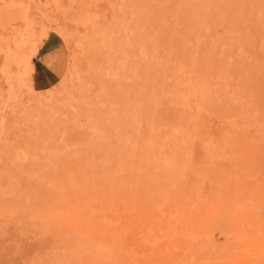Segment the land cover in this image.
Here are the masks:
<instances>
[{
	"label": "rangeland",
	"instance_id": "1",
	"mask_svg": "<svg viewBox=\"0 0 264 264\" xmlns=\"http://www.w3.org/2000/svg\"><path fill=\"white\" fill-rule=\"evenodd\" d=\"M0 264H264V0H0Z\"/></svg>",
	"mask_w": 264,
	"mask_h": 264
},
{
	"label": "crops",
	"instance_id": "2",
	"mask_svg": "<svg viewBox=\"0 0 264 264\" xmlns=\"http://www.w3.org/2000/svg\"><path fill=\"white\" fill-rule=\"evenodd\" d=\"M60 46L61 39L54 35H49L40 46L31 71L32 83L36 90L50 89L60 81V72L54 65V56Z\"/></svg>",
	"mask_w": 264,
	"mask_h": 264
},
{
	"label": "bare ground",
	"instance_id": "3",
	"mask_svg": "<svg viewBox=\"0 0 264 264\" xmlns=\"http://www.w3.org/2000/svg\"><path fill=\"white\" fill-rule=\"evenodd\" d=\"M50 140H51V139H50ZM111 146H112V145H111ZM107 157H108V156H107ZM90 160H91V159H90ZM98 163H100V162H98ZM110 170H111V169H110ZM110 170H109V171H110ZM106 172H107V171H105V172H103V173H106ZM110 172H111V171H110ZM103 173H102V174H103ZM106 174H107V173H106ZM106 174H105V175H106ZM111 174H112V173H110L109 176H112ZM105 175H104V176H105ZM104 176H103V177H104ZM107 176H108V175H107ZM109 176H108V177H109ZM105 177H106V176H105ZM112 178H113V177H112ZM102 179H103V178H102ZM113 180H114V179H113ZM104 187H105V186H104ZM70 190H71V189H70ZM109 190H110V188H109ZM74 192H75V191H74ZM67 199H68V198H67ZM64 200H65V199H64ZM75 203H76V202H75ZM77 211H78V210H77Z\"/></svg>",
	"mask_w": 264,
	"mask_h": 264
}]
</instances>
